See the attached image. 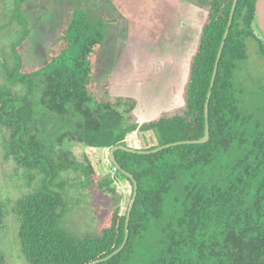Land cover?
Returning a JSON list of instances; mask_svg holds the SVG:
<instances>
[{
	"label": "trees",
	"instance_id": "trees-1",
	"mask_svg": "<svg viewBox=\"0 0 264 264\" xmlns=\"http://www.w3.org/2000/svg\"><path fill=\"white\" fill-rule=\"evenodd\" d=\"M232 2H208L183 110L135 123L97 95L99 56L107 26L114 21L108 8L84 2L68 9L39 67L25 66L23 32L14 45V76L24 92L0 89V127L6 130L5 157L43 174L38 187L13 205L21 252L29 264H88L108 255L123 241L129 204L114 210L100 234L77 235L61 228L63 196L55 178L74 164L68 158L55 162L40 132L30 125L32 78H38L40 105L72 120L65 137L84 146L85 176L101 178L99 187L111 193L125 180L130 201L132 181L115 167L108 151L116 145L149 150L203 136L206 95ZM254 2L236 4L209 100V140L150 154L114 151L120 167L136 179L137 195L125 246L97 264H132L140 249L146 252L144 264H264V103L245 104L234 80L247 56L246 40L255 39L253 26L260 30ZM49 3L39 0L44 9ZM5 206L0 200V229Z\"/></svg>",
	"mask_w": 264,
	"mask_h": 264
},
{
	"label": "rangeland",
	"instance_id": "rangeland-1",
	"mask_svg": "<svg viewBox=\"0 0 264 264\" xmlns=\"http://www.w3.org/2000/svg\"><path fill=\"white\" fill-rule=\"evenodd\" d=\"M210 0H49L47 9L39 0H0V89L23 93L14 76V45L26 30L20 52L27 68L46 60L57 25L77 3L109 10L114 21L99 56L97 95L127 118L128 123L147 121L161 113L174 114L184 108L190 62L195 52L198 28ZM264 48V34L253 26ZM259 39V38H258ZM247 56L235 71V85L245 104L264 103V55L253 38L246 40ZM29 103L30 125L40 132L46 151L55 162L68 158L73 167L55 178L63 196L60 226L77 235L100 234L119 205L129 202L127 182L116 183L111 193L99 187L101 178L83 173L84 146L66 138L73 122L45 110L39 103L38 78H32ZM6 130L0 127V200L6 201L0 250L4 264H29L22 255L19 223L14 202L32 193L43 174L18 166L6 158L2 147ZM143 150V149H141ZM144 249L132 264H144Z\"/></svg>",
	"mask_w": 264,
	"mask_h": 264
},
{
	"label": "water",
	"instance_id": "water-1",
	"mask_svg": "<svg viewBox=\"0 0 264 264\" xmlns=\"http://www.w3.org/2000/svg\"><path fill=\"white\" fill-rule=\"evenodd\" d=\"M238 0H233L232 5H231V11H230V15H229V19L227 21L224 33L222 35L217 53H216V58H215V62H214V66H213V71H212V75H211V79H210V84L208 87V91H207V95H206V100H205V105H204V122H205V128H204V134L202 137L197 138V139H185V140H179V141H174L168 144H164V145H160L158 147H155L153 149H149V150H141V149H132L123 145H116L114 147H112L109 151H108V157L110 158V160L112 161V163L115 165V167L117 169H120L121 172L127 176L133 184V193L131 195L129 204L127 206V211H126V218H125V226H124V238L122 243L119 245L118 248H116L115 250H113L112 252H110L108 255L104 256V257H100L98 259H95L91 262H89L88 264H97V263H101L103 261L108 260L109 258H111L112 256H114L115 254H117L118 252H120L122 250V248L125 246L127 239H128V225H129V219H130V214H131V210L137 195V181L136 179L133 177L132 174H130L129 172L125 171L124 169H122L119 165V163L117 162L115 155H114V151L118 150V149H122L128 152H133V153H139V154H150V153H154L156 151H159L161 149L170 147V146H175V145H179V144H195V143H204L207 142L209 140L210 134H209V100H210V96H211V91L215 82V78H216V74H217V70H218V65H219V60L222 54V50L225 44V40L226 37L228 35L229 32V28L230 25L232 23V19L234 16V11L236 8V4H237ZM254 9H255V13H256V24L258 26V28L264 33V0H255L254 2Z\"/></svg>",
	"mask_w": 264,
	"mask_h": 264
},
{
	"label": "flooded vegetation",
	"instance_id": "flooded-vegetation-1",
	"mask_svg": "<svg viewBox=\"0 0 264 264\" xmlns=\"http://www.w3.org/2000/svg\"><path fill=\"white\" fill-rule=\"evenodd\" d=\"M255 36V40L258 42V43H260V44H262V41H261V39H260V37H257L256 35H254ZM259 38V39H258ZM263 45V44H262Z\"/></svg>",
	"mask_w": 264,
	"mask_h": 264
}]
</instances>
